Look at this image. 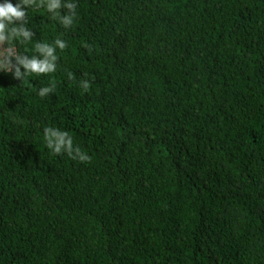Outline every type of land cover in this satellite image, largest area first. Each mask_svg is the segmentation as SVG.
<instances>
[{
	"label": "trees",
	"instance_id": "1",
	"mask_svg": "<svg viewBox=\"0 0 264 264\" xmlns=\"http://www.w3.org/2000/svg\"><path fill=\"white\" fill-rule=\"evenodd\" d=\"M74 2L16 44L56 72H0V264H264V0Z\"/></svg>",
	"mask_w": 264,
	"mask_h": 264
},
{
	"label": "clouds",
	"instance_id": "2",
	"mask_svg": "<svg viewBox=\"0 0 264 264\" xmlns=\"http://www.w3.org/2000/svg\"><path fill=\"white\" fill-rule=\"evenodd\" d=\"M77 3L74 0H11L0 3V72L9 73L15 80L23 82L29 75H48L57 71L59 57L57 49L64 51L67 41L60 36L52 42L37 41L34 54L28 55L17 50L16 44H26L33 40L34 32L28 28V9H45L50 18L64 29L72 28L77 19ZM82 47L91 52L92 46L83 43ZM68 79L74 80V75L68 72ZM80 86L88 91L90 83L82 80ZM55 91V86H45L39 89L38 95L46 97ZM46 148L53 155L66 154L72 160L90 163L91 157L83 152L79 146H74L72 136L56 127L43 128Z\"/></svg>",
	"mask_w": 264,
	"mask_h": 264
}]
</instances>
